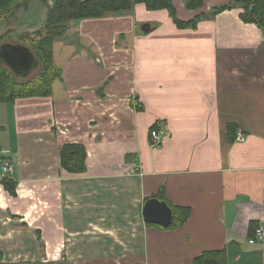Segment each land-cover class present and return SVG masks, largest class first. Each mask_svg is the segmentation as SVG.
Listing matches in <instances>:
<instances>
[{
  "label": "crops",
  "instance_id": "0c3cea01",
  "mask_svg": "<svg viewBox=\"0 0 264 264\" xmlns=\"http://www.w3.org/2000/svg\"><path fill=\"white\" fill-rule=\"evenodd\" d=\"M173 2L182 19L199 13ZM240 12L194 29L142 3L69 21L50 95L0 101V165L14 166L0 169V264H194L212 251L264 264V239L248 241L264 225V25ZM68 143L85 147V172L63 169ZM150 198L187 219L147 222Z\"/></svg>",
  "mask_w": 264,
  "mask_h": 264
},
{
  "label": "trees",
  "instance_id": "16d2710c",
  "mask_svg": "<svg viewBox=\"0 0 264 264\" xmlns=\"http://www.w3.org/2000/svg\"><path fill=\"white\" fill-rule=\"evenodd\" d=\"M31 0H0V27L9 23L17 12L25 7ZM45 1V0H43ZM142 3L147 10L166 9L172 17L174 24L179 28H197L200 20L208 15L200 12L190 19L178 16L173 0H57L49 5L46 15V33L40 37L39 50L34 56L42 65L40 72L29 80L21 81L19 76L7 65L0 62V101L14 102L17 98L28 96H48L52 92L54 80L62 78V70L53 60V46L56 39L65 36L67 24L72 19L101 18L108 14L121 15L129 12L135 5ZM204 0H187L186 8L197 10L203 6ZM241 6L240 17L242 21L264 25V0H232L224 4L213 6L212 15ZM31 48V47H30ZM32 49V48H31ZM33 51V50H32ZM34 52V51H33ZM87 152L79 143L64 144L61 152V165L70 173H83L86 171ZM3 186L11 193L15 192L16 183L9 178L3 180ZM176 216L172 226H179L188 217V208H174ZM178 210V212H177ZM224 252H205L194 259V264H223Z\"/></svg>",
  "mask_w": 264,
  "mask_h": 264
},
{
  "label": "rangeland",
  "instance_id": "374dc122",
  "mask_svg": "<svg viewBox=\"0 0 264 264\" xmlns=\"http://www.w3.org/2000/svg\"><path fill=\"white\" fill-rule=\"evenodd\" d=\"M47 1L49 2L48 4L52 2L53 3L57 2V0H47ZM176 1H178L179 4H181L182 6L186 7L187 0H176ZM43 3H44L43 0H31L25 7L21 8L14 17H12L13 19L9 23L7 22L2 27H0V47L2 46L1 44H5V43L6 44L7 43L23 44V45H27L28 47H31L34 53L41 52L39 48H41L42 43L39 45L38 42H40V37H42V35L46 33V30H45L46 28L45 27L46 25L45 17L46 16L45 15H47V12H48V8L45 7L46 5ZM239 7L241 8V6ZM203 9H204L203 6H201L196 11L197 12L200 11L204 13L205 11H203ZM210 10L211 9H208L207 12L205 13L207 15H210L211 14ZM132 11L122 12V14L130 13ZM111 15H114V14H110V13L108 14V16H111ZM63 37H60L56 39V41H54L56 42L55 52H64L63 47H61L62 45H60L62 43L61 41L64 40ZM58 58H60L59 55H58ZM40 68H42V65H40L39 63V66L34 68V70L29 75L25 77H19L18 79L21 81L29 80L32 77H35L40 72L41 70Z\"/></svg>",
  "mask_w": 264,
  "mask_h": 264
},
{
  "label": "water",
  "instance_id": "95a60500",
  "mask_svg": "<svg viewBox=\"0 0 264 264\" xmlns=\"http://www.w3.org/2000/svg\"><path fill=\"white\" fill-rule=\"evenodd\" d=\"M150 29L149 24L143 25V30ZM0 62L7 65L19 77L29 75L38 66V60L30 47L23 44H1ZM143 216L147 222L169 226L174 217L173 209L164 200L150 198L143 205Z\"/></svg>",
  "mask_w": 264,
  "mask_h": 264
},
{
  "label": "built area",
  "instance_id": "2783aa9c",
  "mask_svg": "<svg viewBox=\"0 0 264 264\" xmlns=\"http://www.w3.org/2000/svg\"><path fill=\"white\" fill-rule=\"evenodd\" d=\"M167 130L166 128H161V127H155L151 128L150 131V136H151V143L155 147H161L167 137ZM239 138L241 136L239 135ZM1 173L4 174V176H12L14 172V166L10 162H2L0 165ZM264 239V225H260V227H256L255 234L253 237H251L248 241L250 243H256L259 242L260 240L262 241Z\"/></svg>",
  "mask_w": 264,
  "mask_h": 264
}]
</instances>
